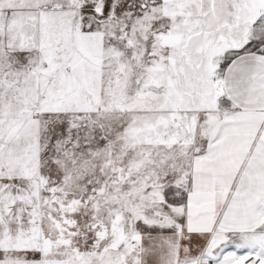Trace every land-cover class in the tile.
Returning a JSON list of instances; mask_svg holds the SVG:
<instances>
[{"label": "snow or ice", "instance_id": "6c2138e0", "mask_svg": "<svg viewBox=\"0 0 264 264\" xmlns=\"http://www.w3.org/2000/svg\"><path fill=\"white\" fill-rule=\"evenodd\" d=\"M0 264H264V0H0Z\"/></svg>", "mask_w": 264, "mask_h": 264}]
</instances>
